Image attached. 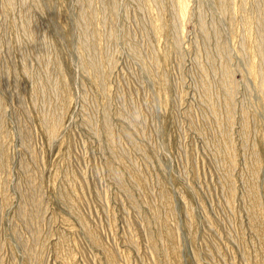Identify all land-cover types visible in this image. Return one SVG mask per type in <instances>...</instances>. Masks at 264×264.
I'll return each mask as SVG.
<instances>
[{
	"label": "rangeland",
	"instance_id": "obj_1",
	"mask_svg": "<svg viewBox=\"0 0 264 264\" xmlns=\"http://www.w3.org/2000/svg\"><path fill=\"white\" fill-rule=\"evenodd\" d=\"M0 264H264V0H0Z\"/></svg>",
	"mask_w": 264,
	"mask_h": 264
}]
</instances>
